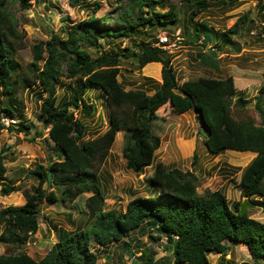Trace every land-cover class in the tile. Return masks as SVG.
<instances>
[{
	"label": "trees",
	"instance_id": "1",
	"mask_svg": "<svg viewBox=\"0 0 264 264\" xmlns=\"http://www.w3.org/2000/svg\"><path fill=\"white\" fill-rule=\"evenodd\" d=\"M14 1L23 8L31 4L29 0ZM76 1L69 0L72 5ZM116 1L119 5L114 6L118 8L114 24L106 21L107 13L95 15L100 1L89 0L86 4L93 7L91 14L75 22L62 23L60 31L50 29L46 40L33 43L32 60L20 75V64L14 53L24 32L17 28L18 19L10 10V0H0V116L13 119L8 124L0 121V131L7 128L16 134L27 133L32 126L25 115V103L17 96L21 86L39 100L37 116L48 128L47 137L53 146L48 163L37 162L26 169L24 177L37 180L30 189H23V182L6 181L8 145L0 147L1 192L21 189L24 195L22 203L0 207L3 226L0 242H10L19 248L12 253L0 252V264H99L101 249L108 250V243L123 240L147 218L154 224L152 229L165 235L175 264H210L208 253L223 251L226 237L247 243L252 260L264 263V221L251 217L248 211L240 212V201H235L232 207L219 188L199 192L198 176L192 170L169 167L157 160L147 179L152 194L132 197L123 212L103 208L104 195L95 164L108 155L117 130L124 129L121 153L125 163L134 171L143 172L154 161L155 150L161 143L152 121L162 118L157 110L164 105L178 113L195 110L208 151L215 154L224 149L254 151L240 175L241 193L249 200L253 195L264 196V72L254 96V106L260 112L257 119L253 115L234 116L231 99L237 89L231 74L200 75L179 82L168 50L152 40L140 37L130 43L133 47L101 49L93 56L85 44L100 47L99 38L131 35L148 21L164 24L176 20L180 14L171 2L166 10L160 11L154 9L158 0ZM181 1L190 8L188 18L194 27L193 35L198 36V30L204 31L201 44L218 36L224 43L232 42L228 32L238 30L237 20L219 32L211 25L194 21L198 13L212 4L211 0ZM236 1L220 0L228 5ZM213 48L210 53H202L201 60L217 68V51ZM122 56L130 57L139 68L149 61L161 62V81L152 93L142 87L125 88L118 80ZM40 59H43L41 64ZM58 86H62L60 97L56 93ZM94 88L103 93L108 124L101 133L86 136V124L74 109L79 108L86 115L95 111L96 105L86 98V93ZM247 101L241 94L235 98L241 107ZM192 156L195 159V151ZM84 192H91L85 201L89 217L85 225L79 222L72 229L56 227L57 239L40 258L20 248L39 227L41 203L68 204ZM255 200L264 205V199ZM123 246L132 253L130 242ZM142 252L140 264L155 262L151 254ZM243 264L252 263L243 261Z\"/></svg>",
	"mask_w": 264,
	"mask_h": 264
},
{
	"label": "rangeland",
	"instance_id": "2",
	"mask_svg": "<svg viewBox=\"0 0 264 264\" xmlns=\"http://www.w3.org/2000/svg\"><path fill=\"white\" fill-rule=\"evenodd\" d=\"M88 1L78 0L75 5H72L69 0H29L30 6L23 8L18 1L10 0V10L18 19L17 28L24 32L22 42L14 53V58L20 64L18 71L20 75L25 73L27 64L32 60L33 43L46 40L49 37L50 29L60 31L62 23L75 22L91 14L93 7L86 4ZM98 1L101 4L95 9V15L100 16L107 13L105 14L106 21L114 24V17L118 11L117 6L115 8L114 6L117 1ZM211 1L212 4L206 10L198 13L194 17V21L211 25L220 32V30L232 26L237 20L238 30L228 32L231 43H224L221 36H218L201 44L204 31L198 30V36L193 35L194 27L188 18L190 8H186L185 2L158 0L154 3V9L164 11L171 2L175 4V9L179 8V17L164 24L148 21L139 25L136 28L137 31L131 35L99 38L100 47L89 44H85V46L95 56L100 53L101 49L118 50L125 46L133 47L130 43L133 40H139L140 37L145 41L152 40L155 44L157 43V34L165 31L173 41L175 40L174 44L167 46V49L179 82L200 75L225 77L231 74L237 89L231 99L234 116L253 115L259 119L260 112L254 106V96L262 82L264 72V0H237L229 5L223 4L220 0ZM65 15L68 16V19H63ZM177 33L178 38H176ZM234 45H239L240 49L235 50ZM220 46L221 48L217 49ZM212 47L217 51V68L201 60V54L210 53ZM42 60H39V64L42 63ZM119 65L117 78L125 88L142 87L152 93L161 81L160 61H149L139 68L130 57L122 56ZM27 76L32 77L28 70ZM64 80L66 79L64 78ZM56 93L58 97L62 95V86L57 87ZM239 94L248 99L244 107L235 103V98ZM17 96L23 99L25 115L32 121V126L29 132L17 134L8 131L7 128H2L0 147L8 145V158L5 162L7 166L6 181H11L14 184L23 182V189H30V185H34L37 180L32 177L26 179L24 177L27 174L26 169L32 168L37 162L48 163L53 156V146L47 137L48 128L37 116L39 100L33 94L31 95L28 88L22 89L21 86L18 87ZM86 98L96 105L95 111L86 115L77 108L74 109V112L86 124V136H94L107 127L106 104L99 88L90 89L86 93ZM157 112L162 115V118H154L152 126L160 135L161 143L155 150L154 161L146 166L143 172L138 173L125 163L121 153L124 129L117 130L108 155L102 162L95 164L104 195L103 208L123 212L127 201L132 197L152 194V186L148 184L147 179L152 173L154 163L160 160L169 167L176 166L195 172L198 176L197 190L199 192L219 188L226 194L232 207L235 201L245 200V211H248L251 217L264 221V205L255 200L256 198L264 199V196L253 195L249 197L251 199L249 200L241 193V172L255 152L224 149L217 154L212 153L203 143V129L195 110L188 109L178 113L170 110L168 105H164L159 107ZM194 151L195 159L192 156ZM90 194L91 192L81 193L68 204L41 203L39 227L36 232L30 234L25 244L20 248L35 258H40L57 239L56 227L72 229L79 222L85 225L89 221L85 212L87 209L85 201ZM23 201L24 195L21 189L3 194L0 184V207L7 204H19ZM149 219H145L137 229L129 231L123 240L108 243L106 247L108 250L101 249L98 258L99 264H140L143 250L151 254L155 260L153 264H175L172 261L173 252L169 249L165 235L158 234L152 229L154 224L149 223ZM91 224L92 222L88 226ZM2 227L0 223V228ZM153 234L161 237L156 239ZM126 242H130L129 251L132 253L123 248ZM223 242L226 245L223 251L213 250L208 253L210 264H243V261L257 264L252 260L247 243L240 240L230 241L228 237L224 238ZM17 249L19 248L13 243L0 242L1 253H12Z\"/></svg>",
	"mask_w": 264,
	"mask_h": 264
},
{
	"label": "built area",
	"instance_id": "3",
	"mask_svg": "<svg viewBox=\"0 0 264 264\" xmlns=\"http://www.w3.org/2000/svg\"><path fill=\"white\" fill-rule=\"evenodd\" d=\"M179 35L177 33L176 35V38H178ZM157 43L160 44L163 48H166L167 49V46L171 45V44H174V41L172 40V38H170V36L165 32V31H161L160 33H158L157 35ZM13 119L7 117V116H4V115H1L0 116V121L4 124H8L9 121H11Z\"/></svg>",
	"mask_w": 264,
	"mask_h": 264
},
{
	"label": "water",
	"instance_id": "4",
	"mask_svg": "<svg viewBox=\"0 0 264 264\" xmlns=\"http://www.w3.org/2000/svg\"><path fill=\"white\" fill-rule=\"evenodd\" d=\"M235 50H239L240 49V47H239V45H234V47H233ZM49 176H50V173H49ZM246 201L245 200H243L241 203H240V212H244L245 211V206H246V203H245Z\"/></svg>",
	"mask_w": 264,
	"mask_h": 264
},
{
	"label": "clouds",
	"instance_id": "5",
	"mask_svg": "<svg viewBox=\"0 0 264 264\" xmlns=\"http://www.w3.org/2000/svg\"><path fill=\"white\" fill-rule=\"evenodd\" d=\"M158 35V34H157ZM157 40H158V38H157ZM157 45H159V46H161L160 44H158V43H156ZM213 48V47H212ZM168 50V49H167ZM246 199V198H245Z\"/></svg>",
	"mask_w": 264,
	"mask_h": 264
}]
</instances>
